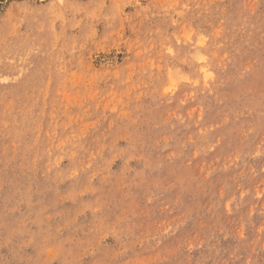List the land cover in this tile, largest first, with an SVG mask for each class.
Instances as JSON below:
<instances>
[{
    "label": "rangeland",
    "instance_id": "obj_1",
    "mask_svg": "<svg viewBox=\"0 0 264 264\" xmlns=\"http://www.w3.org/2000/svg\"><path fill=\"white\" fill-rule=\"evenodd\" d=\"M0 264H264V0H0Z\"/></svg>",
    "mask_w": 264,
    "mask_h": 264
}]
</instances>
